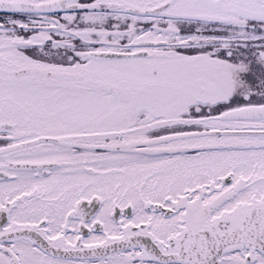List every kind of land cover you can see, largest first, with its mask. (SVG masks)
<instances>
[{"label": "snow or ice", "instance_id": "obj_1", "mask_svg": "<svg viewBox=\"0 0 264 264\" xmlns=\"http://www.w3.org/2000/svg\"><path fill=\"white\" fill-rule=\"evenodd\" d=\"M0 264H264V0H0Z\"/></svg>", "mask_w": 264, "mask_h": 264}]
</instances>
